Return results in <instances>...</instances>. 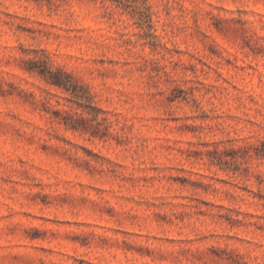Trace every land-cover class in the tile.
I'll return each instance as SVG.
<instances>
[{
	"label": "rangeland",
	"instance_id": "rangeland-1",
	"mask_svg": "<svg viewBox=\"0 0 264 264\" xmlns=\"http://www.w3.org/2000/svg\"><path fill=\"white\" fill-rule=\"evenodd\" d=\"M0 264H264V0H0Z\"/></svg>",
	"mask_w": 264,
	"mask_h": 264
},
{
	"label": "trees",
	"instance_id": "trees-1",
	"mask_svg": "<svg viewBox=\"0 0 264 264\" xmlns=\"http://www.w3.org/2000/svg\"><path fill=\"white\" fill-rule=\"evenodd\" d=\"M52 83L55 84V85H60L61 84L59 78H56V80H54V82H52Z\"/></svg>",
	"mask_w": 264,
	"mask_h": 264
}]
</instances>
